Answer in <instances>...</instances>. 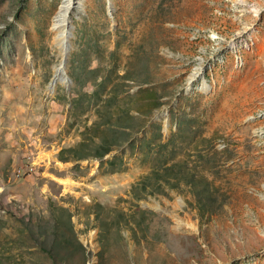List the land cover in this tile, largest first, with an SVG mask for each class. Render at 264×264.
Wrapping results in <instances>:
<instances>
[{
	"label": "rangeland",
	"instance_id": "rangeland-1",
	"mask_svg": "<svg viewBox=\"0 0 264 264\" xmlns=\"http://www.w3.org/2000/svg\"><path fill=\"white\" fill-rule=\"evenodd\" d=\"M62 2L0 0V264H264V0H85L65 82Z\"/></svg>",
	"mask_w": 264,
	"mask_h": 264
},
{
	"label": "bare ground",
	"instance_id": "bare-ground-1",
	"mask_svg": "<svg viewBox=\"0 0 264 264\" xmlns=\"http://www.w3.org/2000/svg\"><path fill=\"white\" fill-rule=\"evenodd\" d=\"M110 3V11L113 10V2L112 0H108ZM85 0H63L57 14L54 17L53 20V31L55 34L54 43L55 46L58 48L59 53L62 56L61 61L58 65L55 66V80H61L65 82V62H64V56L68 55L69 50L71 48V38L73 36V24L74 16H78V10L83 9ZM78 9V10H77ZM82 11V10H81ZM254 12L256 14H259V11L254 9ZM80 16V15H79ZM81 18V16H80ZM203 71V61L202 58L199 59L198 64L194 68V71L191 73L189 79H188V89L191 88V86L198 81V79L201 77ZM67 73V72H66ZM202 91H208L210 87L207 85V83H203L202 87L199 88ZM179 202V201H178ZM180 206V205H179ZM156 207V206H155ZM178 223L177 229L180 228V226H187L193 230H196V226L192 223H183L181 220H176Z\"/></svg>",
	"mask_w": 264,
	"mask_h": 264
},
{
	"label": "water",
	"instance_id": "water-1",
	"mask_svg": "<svg viewBox=\"0 0 264 264\" xmlns=\"http://www.w3.org/2000/svg\"><path fill=\"white\" fill-rule=\"evenodd\" d=\"M67 56L65 55V58H66Z\"/></svg>",
	"mask_w": 264,
	"mask_h": 264
}]
</instances>
